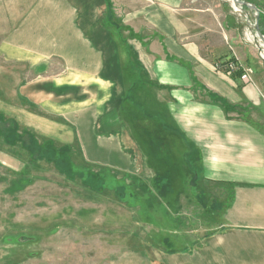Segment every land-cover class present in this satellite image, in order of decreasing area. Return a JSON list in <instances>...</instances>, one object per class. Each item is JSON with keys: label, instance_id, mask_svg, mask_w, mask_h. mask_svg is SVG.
Segmentation results:
<instances>
[{"label": "crops", "instance_id": "0c3cea01", "mask_svg": "<svg viewBox=\"0 0 264 264\" xmlns=\"http://www.w3.org/2000/svg\"><path fill=\"white\" fill-rule=\"evenodd\" d=\"M222 9L195 14L182 0H0V118L19 129L7 141L19 134L53 143L89 166L136 177L135 190L155 199L160 164L123 117L131 111L161 128L165 171L184 176L180 186L165 184L169 197L158 203L195 207L194 188L211 197L205 220L215 227L164 261L151 251L154 264H264V81L251 69L255 46ZM227 61L250 73L216 70ZM130 95L147 98V111L129 110Z\"/></svg>", "mask_w": 264, "mask_h": 264}, {"label": "rangeland", "instance_id": "374dc122", "mask_svg": "<svg viewBox=\"0 0 264 264\" xmlns=\"http://www.w3.org/2000/svg\"><path fill=\"white\" fill-rule=\"evenodd\" d=\"M239 1L254 6L257 26L259 21L264 26V0ZM182 4L195 14L212 5L223 13L225 6L242 26V37L255 46L256 66L251 69L260 72L264 81V45L250 27L256 21L254 10L244 6L234 11L230 0H182ZM214 21L218 26L215 16ZM130 68L134 69L131 64ZM128 98L129 110H146L147 98ZM134 116L131 111L123 113L135 125L145 150H152L150 156L160 164L157 181L161 194L156 192L155 199L152 191L135 190L138 181L132 182V178L106 167L89 166L55 144L36 140L46 152L40 154L30 147L27 154L19 145L10 148L0 142V264H154L151 251L159 253L162 261L198 245L215 227L209 221L212 217L207 204L212 201L200 191L194 194L195 207L158 203L168 193L164 175L168 165L163 161L167 153L158 150L163 147L161 143L155 146L151 141L162 136L158 129L145 126ZM127 179L134 190L124 186ZM207 217L209 220H205ZM6 238L25 242L7 244Z\"/></svg>", "mask_w": 264, "mask_h": 264}, {"label": "trees", "instance_id": "16d2710c", "mask_svg": "<svg viewBox=\"0 0 264 264\" xmlns=\"http://www.w3.org/2000/svg\"><path fill=\"white\" fill-rule=\"evenodd\" d=\"M258 28H259V31H260V33H261V35L262 36H264V26H262L261 24H260V21H259V26H258ZM132 66V65H131ZM133 67V66H132ZM239 73H242L241 71L240 72H236V74L238 75ZM133 116V115H132ZM137 119L138 117H136V116H134V118L133 119ZM143 121L145 120V121H147V122H145V123H147V125L146 126H148L149 124L150 125H152L153 127H155L156 128V130L158 129V131H159V133H158V135H162L160 138H159V140H151L154 144H155V146L156 145H158V144H156V143H161L162 144V146L163 147H161L160 149L158 148L159 146H157V148H158V150L159 151H162V150H165L166 151V153H168V150H169V148H170V146L168 145V142H166V136L163 134V131L161 130V128L160 127H157V126H155V122L153 121V119L152 118H149V117H145V118H141ZM134 130H135V132L137 131L135 128H133ZM15 132H18L19 133V129L17 128V126L15 125V124H12V122L10 121V120H7V119H4V118H0V140H3L1 143H4L6 146H9V147H17V145H19L20 146V148L22 149V151H25V152H27V154H29V148L31 147V150H33V151H37V152H39L40 154L41 153H45L46 152V150H45V147L43 146V144H37L36 143V140H35V137H33L31 140L32 141H30V140H28V136L27 137H25L24 135H19V134H17V136H16V140H11V141H7V138H8V136H9V134H11L12 136H13V133H15ZM138 135H139V133H138ZM135 137H137V134L135 135ZM165 137V138H164ZM13 138V137H12ZM26 138V139H25ZM48 143V142H47ZM51 144H53V143H51ZM167 144V145H166ZM54 145V144H53ZM56 151V150H55ZM54 151V152H55ZM164 151V152H165ZM57 152V151H56ZM35 153V152H34ZM34 153H31L32 155H30L31 156V159L33 158V160H34ZM38 153V156L39 157H41L42 155H40ZM151 153H152V150H151ZM165 163H166V161H167V167H169V164H168V162H169V160L168 159H165V160H163ZM158 163V162H157ZM150 167H154V165H152V164H148ZM172 168V167H171ZM154 169V171L157 169L156 167H154L153 168ZM165 173H167V174H164V175H166V178H167V182H170V183H175V184H177V186H180L179 184H181L184 180H183V178H184V176H183V174L182 173H180V170L179 169H177L176 170V172H175V174H170V175H168V172H165ZM168 175V176H167ZM159 177V174H155V176H154V180H155V178L156 177ZM129 178H131V177H129ZM132 180V182H137L138 180H137V178L136 177H134V178H132L131 179ZM157 181V180H156ZM196 191H198V189L197 188H194V193H196ZM147 193H151L150 191H148ZM153 193V192H152ZM179 193V192H178ZM168 194H169V192L167 193H165V195H164V199L165 198H168L169 196H168ZM131 197V196H130ZM205 199H210L211 200V197H207V195H206V197H205ZM213 199V198H212ZM19 244V243H18Z\"/></svg>", "mask_w": 264, "mask_h": 264}, {"label": "water", "instance_id": "95a60500", "mask_svg": "<svg viewBox=\"0 0 264 264\" xmlns=\"http://www.w3.org/2000/svg\"><path fill=\"white\" fill-rule=\"evenodd\" d=\"M234 6L236 7V8H238L239 10H241L242 9V7H247V8H250V9H252V10H254L256 13V15L254 16L255 18H256V21H255V24H254V26H250L251 27V29H253L254 31H255V33H256V35H257V37L260 39V41H262L263 42V45H264V37L261 35V33H260V31H259V28H258V26H257V9L254 7V6H252V5H249V4H247L246 2H241V1H239V0H234ZM4 242L5 243H13V242H16V243H19V244H21V243H23V242H25L23 239H10V238H6L5 240H4Z\"/></svg>", "mask_w": 264, "mask_h": 264}, {"label": "built area", "instance_id": "2783aa9c", "mask_svg": "<svg viewBox=\"0 0 264 264\" xmlns=\"http://www.w3.org/2000/svg\"><path fill=\"white\" fill-rule=\"evenodd\" d=\"M238 10H239L238 8H236V7L234 8V11H238ZM215 68H216V70H220L223 68V71H225V73L228 75H231L234 72H238V71H241L244 74H245V72L248 74L250 73V71H245L242 68H240L235 62H230V61H227L224 64L215 65Z\"/></svg>", "mask_w": 264, "mask_h": 264}, {"label": "bare ground", "instance_id": "6f19581e", "mask_svg": "<svg viewBox=\"0 0 264 264\" xmlns=\"http://www.w3.org/2000/svg\"><path fill=\"white\" fill-rule=\"evenodd\" d=\"M232 2V4L234 5V0H230ZM232 7V6H231ZM247 75V74H246Z\"/></svg>", "mask_w": 264, "mask_h": 264}]
</instances>
